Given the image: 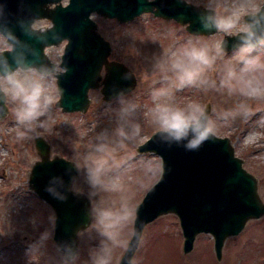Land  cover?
Returning <instances> with one entry per match:
<instances>
[{
  "label": "rangeland",
  "instance_id": "374dc122",
  "mask_svg": "<svg viewBox=\"0 0 264 264\" xmlns=\"http://www.w3.org/2000/svg\"><path fill=\"white\" fill-rule=\"evenodd\" d=\"M189 1L204 7L208 4V0ZM60 2L66 4L68 0ZM243 12L244 8L238 9V14ZM90 17L96 21L97 30L110 41L112 47L108 59L124 62L135 75L136 83L128 92L127 99L139 106L138 121L143 128L142 138L130 144L124 154L125 158L131 159L118 180L122 191L119 194L100 192L96 200L90 202V208L95 206L96 201L109 204L123 196L136 209L146 191L158 179L146 172V165L140 162L139 156L145 153L160 156L153 151H138V147L155 131L144 118L151 106L150 92L153 87L160 86L159 73L152 68L153 57L167 53L170 48L189 39L211 48L225 33L194 34L186 30L185 23L155 15L152 11H144L127 21L106 17L96 11L91 12ZM49 23L48 17H41L35 18L32 25L44 28ZM65 43L66 39H63L45 47V53L55 64L61 60ZM5 47L0 41V50ZM231 50L227 51L228 56L217 60V70L229 61ZM101 73L104 74L103 68ZM213 78L219 79L218 71ZM49 91L56 95V87ZM89 96V106L83 112L63 111L56 105V98L46 127L24 139L17 137L11 105H8L5 116L0 118V264H57L60 250L52 237L54 210L29 186L30 169L39 158L34 137H45L51 145V156L62 155L82 167L83 160L76 157L83 151L88 138L114 127L113 118L105 112L107 102L112 99L105 100L98 87L91 88ZM176 99L178 102L198 100L210 108L213 119L219 113L236 109L238 105H247L250 110L248 115L217 120L215 134L231 139L235 154L243 159V166L257 177L258 192L264 201V100L230 95L226 90L203 91L195 88L177 92ZM76 190L87 196L88 187L83 177ZM98 228L91 219L90 224L78 232L77 264H90V251L97 248L102 239ZM132 230L133 224L125 228L121 240H129ZM45 232L50 235L41 245L40 238ZM183 240L177 214H160L145 224L131 264H264V214L248 220L239 233L225 239L220 259L214 252L211 233L198 232L188 252L183 250ZM124 249L123 246L113 248L112 264H118Z\"/></svg>",
  "mask_w": 264,
  "mask_h": 264
},
{
  "label": "water",
  "instance_id": "95a60500",
  "mask_svg": "<svg viewBox=\"0 0 264 264\" xmlns=\"http://www.w3.org/2000/svg\"><path fill=\"white\" fill-rule=\"evenodd\" d=\"M0 0V27L6 28L15 37L14 49L4 52L8 62L55 64L44 51V47L67 39L61 67H67L66 74L59 76L57 87L62 89L56 105L63 111H86L90 103L89 89L100 87L105 100L116 92L132 90L136 83L133 71L123 62L109 60L110 42L97 30V23L90 13L116 17L127 21L144 11L155 15L174 18L186 24L194 34H212L205 31L198 16L205 7L185 0ZM49 3H55L49 6ZM264 3V2H263ZM48 17L54 29L46 32V42H40L26 31L35 18ZM34 21V20H33ZM44 31L48 26L33 27ZM55 32L60 39H52ZM11 39V37H9ZM227 41L226 51L232 49L234 36L224 34L221 41ZM3 50V49H2ZM104 67V75L101 69ZM130 74L124 79V74ZM208 111L210 108L207 106ZM8 111H0V118ZM39 158L29 172V186L39 197L47 201L55 212L53 239L59 250L70 246L77 252L78 232L90 224V201L82 194L70 190V177L77 172L74 161L62 155L51 156V145L43 135L34 137ZM138 151L156 152L164 161V175L157 179L137 204L133 229L138 230V239L125 247L118 264H131L145 224L160 214L174 212L178 215L184 240L183 250L193 247L198 232H210L214 238V250L221 257L227 236L237 234L251 218L264 214V201L258 192L257 177L243 166L242 157L235 154L228 136L215 134L196 151H187L182 146H168L160 143L155 131L138 147ZM72 162V163H71ZM52 177H62L64 186L58 191L66 199L54 198L46 191ZM131 239V237H130ZM129 239V240H130Z\"/></svg>",
  "mask_w": 264,
  "mask_h": 264
},
{
  "label": "clouds",
  "instance_id": "9594fccd",
  "mask_svg": "<svg viewBox=\"0 0 264 264\" xmlns=\"http://www.w3.org/2000/svg\"><path fill=\"white\" fill-rule=\"evenodd\" d=\"M239 8H244L243 14H238ZM2 11L3 5H0ZM33 20L26 28L27 33L40 42H46L44 34L54 29L53 23L50 22L46 30L37 31L32 28ZM198 21L205 31L235 37L229 61L217 70V60L229 55L226 40L217 41L210 48L189 39L170 48L167 53L154 56L152 68L159 73L160 86L152 88L151 106L144 114L160 143L169 147L173 144L182 146L187 151H196L204 142L215 138L217 120L248 115L250 110L241 104L234 110L217 114L213 119L207 106L198 100L178 102L177 92L185 88L226 90L230 95L264 100V3L260 0H208ZM52 39L60 37L53 32ZM14 40L6 26L0 27V41L6 45L0 50V111L12 106L17 137L24 139L46 127L55 99L63 92L57 87L58 78L68 69L44 61H14L10 64L4 52L13 51ZM217 71L218 80L213 78ZM129 77L130 74L125 73L123 78ZM53 87H56L55 96L49 91ZM127 95L120 90L112 101L107 102L105 112L113 118L114 127L88 138L83 151L76 157L83 160V166L71 162L78 175L70 177V190L82 194L76 190V185L83 177L90 202L96 200L100 192L119 194L122 191L118 180L131 159L125 158L124 154L130 144L143 136V128L138 121L139 106L127 99ZM139 160L146 165L148 174L157 176L159 180L163 178L165 167L162 157L145 153L140 154ZM63 186L62 177H52L45 190L54 198L64 200L66 196L58 191ZM136 212L123 196L109 204L96 201L95 206L89 209V215L99 226L102 239L99 246L90 251V264H112L114 247H130L131 241L138 239V230L133 229L130 240H121L124 229L134 223ZM49 235L47 232L42 234L41 245ZM77 259L78 255L71 247L64 246L57 264H77Z\"/></svg>",
  "mask_w": 264,
  "mask_h": 264
}]
</instances>
